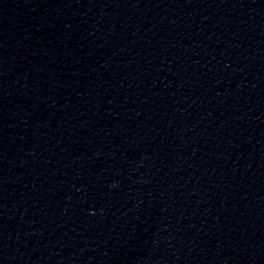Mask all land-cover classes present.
Wrapping results in <instances>:
<instances>
[{
    "label": "water",
    "instance_id": "1",
    "mask_svg": "<svg viewBox=\"0 0 264 264\" xmlns=\"http://www.w3.org/2000/svg\"><path fill=\"white\" fill-rule=\"evenodd\" d=\"M0 264H264V0H0Z\"/></svg>",
    "mask_w": 264,
    "mask_h": 264
}]
</instances>
